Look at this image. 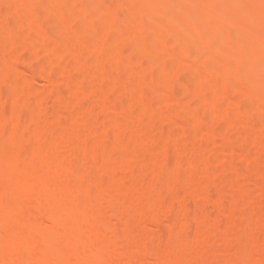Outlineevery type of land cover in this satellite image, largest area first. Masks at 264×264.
<instances>
[{
	"label": "rangeland",
	"instance_id": "rangeland-1",
	"mask_svg": "<svg viewBox=\"0 0 264 264\" xmlns=\"http://www.w3.org/2000/svg\"><path fill=\"white\" fill-rule=\"evenodd\" d=\"M18 1L21 0H8V1L0 0V42L1 44L4 43L6 47L8 46L10 41L16 40L18 42L27 43V44L29 42L30 45L32 44V46H34L33 47L34 50L33 51L28 50L22 52L18 56L15 55L17 57H14L16 58L14 59L12 57L15 54L12 53L13 51L9 53L11 55L7 54V56H5L6 52H4L3 50L10 52V49L8 50L6 47L5 48L2 47L3 49L0 48V53H1L0 63L3 64L4 62H6L5 64H3L4 66L2 65V69L4 70L2 71L0 70L1 71L0 78L1 77L4 78L5 76L9 77L10 75L8 68H6L5 65L7 66L19 65L17 67L21 70V73L24 74V76H22L21 83H23V79H24V83L26 81L32 87V89L36 91V94L27 100L28 105L23 108L22 114L17 117L16 123L13 125L15 130H17L19 133L26 131L33 132L32 130L35 131L34 129L35 126H33V123L31 124V120L29 116L30 117L33 116L30 114L32 113L35 114L38 111L37 108L41 110V108H44L46 105V101H41L40 99L42 97L44 99V96L41 95L42 97H39V94L43 93V95L44 94L47 95L48 92V94L52 93L54 95L57 93L56 95H58V97L60 95L61 97L72 96L75 99L76 98L82 99V97L84 96L82 95L83 91H85V93L92 92L93 90L91 89V85L95 86L97 83H99L98 81L103 80L108 84V91L105 94H103L102 96L96 95L95 97L97 98H95L93 101L88 100V102L87 103L84 102L85 104L83 105L81 103H80L81 105L77 103L80 102L79 99H78L79 101H75L76 102L75 106L78 107V111H79L78 113H80V110L81 113L84 110H86L84 111L85 115L81 114L82 116H80V114L76 112L77 111L76 109H75L76 111L67 109L66 107L69 105L68 103L65 104L66 102L64 103L65 105H63V107L66 106L65 109L62 107L64 110L62 109L58 110L59 109L58 106L55 107L54 106L55 104L52 106V103L50 104V107L52 106L51 108L48 105L50 111L51 109L53 110L52 116L58 114V113L54 114L55 111L57 110L59 114L61 112L62 114H64V116L66 115L68 119L74 121V123H72L73 124L72 126L75 130H78L80 127L86 125L90 127V130L92 132L95 131L94 137H97L101 133H105L109 137L110 139V143L108 142L109 143L108 145H110L109 146L110 148L108 147L109 151L98 156L97 161L99 162V164L106 166L107 168H112L114 164L116 165L117 162H119L122 159L123 160L125 159L126 161L127 158L129 157H130L129 159H131L133 156L142 157L146 153L148 154V152L151 153L153 151L152 149L155 148H163L170 156L173 157L174 155H176L175 153L177 150L179 152L182 148L188 146L193 147V145L194 146L202 145L206 148L205 152L202 155H200L195 160H191L189 157L184 160L186 167L189 169V174L186 173L182 175H177L174 178L172 177L168 179V181L164 180L161 183L160 182L157 184L155 183L153 184L152 188L148 190L149 194L153 193L152 191H158L157 194H159L160 190L162 192L166 190L163 192V194H167L168 190L169 193H172L171 192L172 190H174L173 192H176L177 188L175 187L178 186L177 190H179L181 186L187 183L188 175H191L192 177L200 181L199 183L200 186L196 190H191V194L189 198L180 199L179 201L177 200V202L172 203V205H170L171 204L170 203L169 204L170 207L167 208L165 207L164 209H161L163 211L160 213V218L161 219L169 218L172 221V224H175L176 222H179L178 219L181 217L180 216L181 214L183 213L185 214L187 213V211L189 212L190 210L189 208L194 207L193 204H195L196 207V204L199 201L202 202L204 199H207L206 197L213 195V203H214L213 210L208 212L205 216L193 221V225L197 229L202 230L206 228L209 229V227L212 228L213 225H215V223L218 220H223L224 224L221 227V234L225 238L233 239L238 233L246 237L251 235H264V216L261 217V214H263L264 212L263 191H261L262 192L261 194L260 191L259 192L257 191L254 192V190L248 191L249 189L248 188L247 193L250 194L249 196L246 192H244L243 194L238 192V190H240L241 188L242 191L240 190V192H243L244 190L246 191V189L244 188H246L245 186H247L246 184H248L247 183L248 181L251 182L252 180L253 182L254 180L258 181L256 179H262V178L264 179V72H262V70L260 69V67L261 66L263 67L264 65V0H209V1L208 0L205 1L173 0L172 2L174 4L171 3L169 7L162 6V4L160 3L161 0H150L149 3H145V4H140L141 0H133V1L131 0V2L138 1L139 3L138 4L139 9H137L138 11L136 12H131V11L123 10L122 8H118L120 6L119 2L124 0H117V1L110 0L111 5L107 4L110 8L109 9L107 7L108 8L107 10L108 12H106L107 14L97 13L93 11V8L91 7L92 6L94 7V5H96V0H83L85 2L83 6L79 4V0H74V1L65 0L64 2H66V4L68 2L67 7L71 5L72 2H74V4L68 7L69 10L72 7L71 11L68 10V12L73 11V13H76L77 10L76 14L77 15L79 14L80 18L82 17V19H80L78 23H74L70 21V16L67 14H63L61 17L56 14H52V16L54 17L51 16V13H49L51 8L53 10L56 7V5L64 4L61 3L63 2L62 0H60L61 1L60 3H56V0H52L53 2H51L50 0L49 3L52 6V7L50 6V8L48 3L49 0L48 1L22 0L23 2L21 3ZM57 2H59V0H57ZM193 2L195 4L197 2L198 6L196 7V5ZM198 2L203 4L205 2V5L198 4ZM75 5H77V7L80 8L79 11ZM83 7L87 12L84 11ZM89 8L91 9L89 10ZM48 9H50L49 12ZM192 9L194 12L192 11ZM184 12H187L186 13L187 19L192 14L189 17L191 22L190 21L188 22L187 19H185L186 17L184 16L185 15ZM81 13L82 15L84 13V15L82 16ZM61 14L62 13H60V15ZM30 16L32 18H37V19L38 18L40 19V17L43 16V19L45 17V20H43L45 21V24L43 23L42 24L39 23V24H41L45 28L49 24L52 27L47 26V28L49 29H45L42 26H40L32 30H29V29H24V27L21 28L18 26L21 23V21L25 19L26 21H29L30 19H32ZM56 17L57 19H55ZM161 18H165V19H161ZM166 18H168L169 20L172 19L170 21H172L173 23L171 24L170 21L168 22V19ZM182 18H184V20ZM159 19H161L162 22H164V20L165 21L167 20L166 24L163 23V30L165 32L170 31L172 33L171 30L173 28L177 29L176 30L177 35H175L174 38V41L176 43L173 44L172 42H169L161 46L162 44H160L158 39L156 41V38L154 37V41H153L152 36L150 34H147L146 42L148 41L147 43L150 46H152L153 49V52L150 53L149 55L147 54L145 57L146 60H148L147 62L146 60H143L142 57L141 43L139 42L138 38L133 36L132 32L136 33L138 29H144V26H145V30H148L147 32H149L152 28H155L156 23L160 21ZM176 20L178 24L175 22ZM179 20L182 21L181 23L183 24H181ZM233 22H234V26L236 24L237 27H235L236 28L235 33L232 35V37L229 38V40H227L225 39L224 36V40L219 38L218 41L217 36H219L221 30L220 32L216 33L217 30L219 31L221 27L223 29V26L225 27V25L227 26L229 25V23L233 24ZM180 24L181 27L179 26ZM245 26L247 28L246 31L244 28ZM254 26H257L259 28L258 30L259 35L257 38L253 35ZM42 28L45 29L46 32L49 31L50 33H52V34H48L51 35L50 36L51 44L53 43L60 44L59 45L60 49L57 46L55 47V45L52 46L53 54L55 53L54 54L55 57L53 54L51 55L44 51L45 46L51 47V45L50 43H48L49 41L45 39L46 32ZM51 29L53 30V32ZM55 31L57 34L55 33ZM179 33L182 34L178 36ZM211 35H214V37L213 36L211 37ZM222 35L223 34L221 33L219 37H221ZM12 36L14 38H12ZM119 37H122L121 40L123 42L119 39ZM150 37L152 40H150ZM207 38H210L208 39L210 40L209 42L207 41ZM212 38L213 40H211ZM119 40H120L119 43L120 45L117 42ZM177 40L180 41L179 42L180 44L177 42ZM96 41L98 42V47H99L98 50L100 49L99 51H101V48L102 51H104V47H105V50L107 51L108 49L109 53H111L112 56L108 54L109 60L107 64H103V65L93 64L92 66L86 67L83 64L85 60L89 57V55H93L95 51H98L95 50V46H94ZM102 45L103 47H101ZM184 45L188 48H185ZM180 46H183L184 48H181ZM157 49L158 50L160 49L159 54ZM194 49H196L197 51L198 49L201 50L200 51L201 53L200 52L197 53L196 50ZM193 50L195 51V53H197L196 58H194L195 56H193L196 55L195 53H193ZM1 51L4 52L5 54H2ZM99 51L98 53L102 52ZM155 51H157V53ZM188 52L190 53L191 57L190 55H188L189 54ZM57 57L59 59H64V62L65 60L68 62L70 61V63L72 61L73 62V64L71 63L72 65L79 64L78 62L82 63L79 64V67L81 68V70L87 72L89 76L85 80L81 81L77 75H73L71 73L72 74V76L70 75L72 78L71 83L69 82V84L66 85L65 83L63 84L62 78L58 77L60 72H58L57 70L59 69L58 64L59 65L62 64L63 61L59 60ZM80 59L82 60V62ZM74 60L77 62H75ZM153 61L156 64L153 63L152 66L151 62ZM7 62H11V63L7 64ZM70 63H63V64H70ZM54 64L55 66L57 65V69L54 66ZM157 64L161 65V68L160 66H157ZM22 70L24 73L22 72ZM53 70L56 73L58 72V75L54 73ZM193 71L195 73L207 72V76L209 75V80L211 81L206 83L202 80L197 79L193 82L194 84L191 85L190 83L191 86L188 85L189 84L188 82L190 81L188 78L190 76L191 77L194 76L191 75ZM186 72L187 74L190 73L189 76L187 74L185 75ZM209 72L212 75H210ZM144 73L145 75L141 78H145V81L147 83L146 89L148 91L143 93V95L139 98L137 106L133 112L131 122L123 128L124 132L121 133L118 131H113L112 130L113 128L111 127L109 122L110 123L113 122L114 119H117V117H119L120 119L119 118L118 119L121 120L126 113L125 112L122 114L123 107H128V105L131 102V94L128 92L129 90L125 87L127 86V84L129 85L131 84V86H134L135 85L134 82L136 81L138 76L140 77V75ZM165 73L167 74L165 75ZM168 73H169V77H168ZM57 77H58V81H57ZM3 78L0 80V85L2 82L6 81V78L4 79ZM46 78L47 79L49 78V81L48 80L47 81L50 82V85L47 81H46L47 83L44 81V79ZM59 78L61 80H59ZM116 78L121 79V81L123 79L124 83L123 81L121 83H123L125 86L122 84V87L119 88L113 82ZM52 80H56L57 83L54 82L52 84L53 82ZM59 81L60 83L62 82L63 85L60 84ZM92 81L93 83H95L94 85L92 84ZM11 84H14V82L13 83L11 82ZM54 84L55 85L57 84L56 86L59 85V89ZM165 85H167V88L171 86L172 87L175 86L178 89H180L179 91H181L179 92V94L176 95L177 97L174 96L173 98L174 100L172 101L173 102L172 104L176 105L175 107L173 105H172L173 107L172 106L170 107L169 104L167 103V100L166 99L164 100L165 97L164 96L162 97L161 94H159L160 96L158 95L159 97H157L156 95L150 93L153 91V88L157 92L159 90L164 91V88L162 89V87L163 86L165 87ZM95 87L100 88V84H98V86ZM216 88H218L219 90ZM44 89L47 90L45 91ZM81 91L82 93H80ZM217 92H220V97L218 96ZM257 93H259L258 95L260 96L258 98H255L254 95ZM47 96L45 98H49ZM61 97L60 99L62 101ZM60 99H58V101ZM68 99L66 100L65 98V101L68 102ZM227 99L229 101V104ZM116 101L118 104H120V107H116V108L113 106L111 107V105H115ZM234 101L236 102L235 104L233 103ZM199 102L200 104L202 103V105H205L200 110H198L196 106L199 104ZM93 105H95V109H94L95 112L90 113L91 112L90 110L92 109L91 107H93ZM35 109L36 112H34ZM159 115L166 116L170 120L176 121L177 123L184 125L198 126L199 124H202V127L205 128V131H207L209 128L215 130L214 132H211V129L209 130L212 134H215V132L218 131L216 133L220 134V132H222L221 133L222 135L224 133V130H221V128L224 127L225 129L226 124L229 123L230 124L234 123L232 126H230L232 127V129H234L233 126L235 125V123L236 124L238 123V125H240L241 123L242 125H240V127L244 126L245 129L244 132L241 134L240 133L241 128L240 131L239 128H236L239 134L236 133L237 130H234V132L237 135L235 134L232 135L231 133L232 129H231L230 133H228L230 135H228L227 133L225 135L223 134V138L221 137L222 139L217 142H214L211 139L214 143H212V141L210 140L211 144L209 145L203 142V136L199 132H192L190 130H186L185 132L182 131V133H180L181 129H183L182 126L180 125L181 129L178 130L165 128L162 130L160 129L159 130L160 132H156V133L153 132L151 134L149 133L151 135V136L149 135L150 137H148L149 140L145 141V143H139L138 140L136 139V134L138 132L136 134L135 132L139 131V128H142L145 125L147 126L149 120L153 121V118ZM62 116L57 118H59L61 121H64L61 118ZM148 117L152 119H148ZM53 118H55V116ZM64 118L65 117H63V119ZM118 119L117 121H119ZM147 119L148 122L146 124L145 122L147 121ZM47 124H46V129L47 126L49 128L50 127L49 125H52V124H48V125ZM61 124H63V122H61ZM150 124L152 125V122H150ZM238 125L236 126L238 127ZM60 126L61 125H59V127ZM11 128L12 125L10 126V129ZM62 128H64L63 125ZM53 129H51V131L49 129V131L52 132ZM64 129L66 130V128ZM146 129L147 130L149 129V131L153 130L151 129L150 126L149 128ZM130 131H132L131 133L133 134H130L129 133ZM45 132L48 133L47 131ZM56 132H59V130L57 129ZM63 132L65 131H62L61 134L57 133V135L66 134V132L65 133ZM96 133L98 135H96ZM92 136L90 135V141L88 142L89 143L88 146H91L93 143V142L91 143V141L93 140L91 139ZM95 142L97 143L98 141L96 140ZM29 145L28 146L30 147V149L33 150L34 149L33 146H31V144ZM89 148L90 147L87 148V151L85 152L86 154L90 152ZM24 150L25 149L22 150L21 155L25 154L26 157H23V159L27 160L26 158H28L29 160L31 155H33L34 151L31 150L32 154L29 157V153H31V151L28 149L30 152L26 154L23 153ZM5 152L1 151L0 154H4ZM10 157L11 156H9V158ZM173 159L175 158L173 157ZM247 161L250 163L249 165L247 164L248 163ZM227 162L229 163L231 162L235 167L236 170L234 171L233 174L218 180L208 179V175H210V173L215 172L217 170V167ZM240 163L242 164V167L244 164V167L246 169L242 167L241 169L240 167L238 168V165H241ZM34 165L36 164H32L33 167ZM156 168L149 165L144 167L142 166L141 168V165H139L137 171L135 169V170H131V172H122V173L120 172L114 173L112 171H110L112 173H109V169H108L107 173L109 174H107L106 177L104 176L105 177L104 183L108 187L106 196L109 195V192H111V196L112 193H115L113 196H115L116 198L117 195H123L126 190L125 188L131 187L132 185H136L138 181H141L139 180L140 178L139 176H141L139 173L140 171L143 173V175L144 174L148 175L152 173L155 174L157 173ZM35 169L32 168L31 172L32 171L33 173L36 172ZM3 171L5 170H0V176H7V174ZM154 171L156 172L154 173ZM13 174L10 173L9 175H13ZM15 174L17 175L18 173L15 172ZM21 174L19 173V175ZM151 176L148 175L147 177L149 178ZM141 178L144 179L143 177ZM148 180L149 179H146L145 181L148 182ZM185 180L187 181L185 182ZM235 191H237L236 193H238L237 195H235L237 197L239 195H242L245 197L248 196L249 198L251 197L252 199L256 198L255 201L256 200L262 201L261 202L262 204L258 201L256 202L254 201L252 203L253 205L251 206L250 205L245 206L241 204L235 207L232 205V202L235 199L237 200V197L234 200L232 197L233 193L235 194ZM251 192H252V196H251ZM259 193L261 194V196L259 195ZM258 195L260 196V199L258 198ZM100 197L101 196H94V199H96V201H99ZM108 199L109 198L103 196L102 200L106 201ZM254 203L256 206L254 205ZM137 204L139 207L144 206L146 205V201H142V199H139L137 200ZM131 206L132 204L128 205L129 208ZM260 206L262 207V209L260 208ZM259 210H261V214ZM116 215L117 214H115V216ZM178 216L180 217L177 219L176 217ZM152 225L155 226L154 224ZM152 225L150 227L151 229L149 228V231L154 229V233H155V227H153ZM137 227H139L140 229V226L137 225L136 228ZM136 228L134 230L138 231V228L137 229ZM29 230H32V228H30ZM128 230L124 228L120 229V231L117 230L118 231L117 237L119 239L121 238L120 241L123 243L125 241L134 240L133 238H136L137 233L140 232V231H138L137 233L133 232L134 234L136 233L135 236L132 233V231L129 232ZM140 230L142 234L138 233V235H143L145 233L144 230L143 231L142 229ZM55 231L56 230L53 229V233L51 232L52 233L51 235H54ZM177 233L179 234V231L178 229H174V227L173 229L168 230V232L163 235L164 237L158 240L159 251L168 250L170 244L172 245L171 243L172 240L173 242L175 241ZM48 234L49 233H47V235ZM56 234H58V232ZM51 235L49 234V236ZM231 242H233L234 244L230 243L229 241L224 245L215 246L213 248V252L216 254H220L221 257H225V258L227 257L229 260L227 264H230L232 258H236L235 255H237L239 251L243 252V250L241 249H245L244 247H246V249L244 250L245 253L243 252L244 254H242L244 256H247L245 260H247L248 258L251 264H256V261L253 260L252 262V260H250L255 256L256 257L255 259L259 258L260 263L264 264V244H261L258 247V251H259V252L257 251L258 253L255 254L252 253L253 256L249 257L250 251L248 250L247 241H245L246 243L244 242L243 244L242 243L239 244V242L236 243V241H231ZM203 246L204 245L202 243H197L193 250L185 252L175 257L173 262L177 261L179 264H193V263L197 264L199 262L200 256L203 254L201 252L204 249ZM236 246L238 248V251ZM240 254H238L237 256L238 257L242 256ZM236 260L233 259V262L231 263L236 264L237 263ZM196 261L197 263H195ZM143 262L144 263L142 264H145V262L147 261L144 260Z\"/></svg>",
	"mask_w": 264,
	"mask_h": 264
},
{
	"label": "bare ground",
	"instance_id": "bare-ground-1",
	"mask_svg": "<svg viewBox=\"0 0 264 264\" xmlns=\"http://www.w3.org/2000/svg\"><path fill=\"white\" fill-rule=\"evenodd\" d=\"M62 1L63 2H61L59 0V2H57V0H56V3L61 2L64 4H58V5H56V7L53 10H52V8H51V10L48 9V12L50 10L49 13H51V16H52V14H56L60 17L63 14H67L70 16V21H72L74 23H78L80 21V19H82V17L80 18L79 14L78 15L76 14L77 10H76V13H73V11L68 12V10H69L68 7L71 6L72 4H74V2H72L74 0L71 1L72 4L69 5L68 7H67L68 2L66 4V2H64L65 0H62ZM172 1L173 0H161L160 3L164 7H166V6L169 7L170 4L173 3ZM191 1H193V0H191ZM202 1H205V0H202ZM18 2L21 3L23 1L21 0ZM49 2H50V0L48 1V3ZM51 2H53V1L51 0ZM149 2H150V0H141L140 4H145V3H149ZM25 3H26V1H25ZM77 3H78V1H77ZM79 4L83 6L85 4V2L83 0H79ZM107 4H110V0H96V5H94V7L92 6L91 8H93V11H95L97 13H106V12H108L107 10L109 8V6ZM119 4H120V6L118 8H122L123 10H127V11L136 12V11H138L137 9H139L138 8L139 7L138 1L137 2L136 1L131 2V0H128V1L124 0V1H120ZM198 4L202 5L203 3L198 2ZM195 5H196V7L198 6L197 2ZM201 5H199V6H201ZM203 5H205V2ZM50 6L51 5L49 3V8H50ZM75 6L77 7V5H75ZM111 7H114V6H111ZM73 8H75V7H73ZM83 8H82V10H83ZM91 8H89V10ZM71 9H72V7H71ZM71 9L69 11H71ZM79 9L80 8H78V11H79ZM86 9H87V7H86ZM122 9H120V10H122ZM112 10H113V8H112ZM84 11H86L85 8H84ZM192 11H193V9H192ZM86 12H85V14H86ZM187 12H184L185 17L187 16L186 15ZM60 13H62V14L60 15ZM114 13H115V11H114ZM81 15H82V13H81ZM83 15H84V13H83ZM107 16H109V15H107ZM52 17H54V16H52ZM57 17L55 19H57ZM189 17H188L189 20L187 19V17L185 19H187L188 22L189 21L191 22ZM161 19H165V18H161ZM161 19H159L160 21L156 23L155 28L150 27L152 29L149 32H147L148 30H145V26H144V29H138L136 31V33L132 32L133 36L138 38L139 42L141 43V52H142L143 60H146L145 57L147 54L149 55L150 53L153 52L152 46H150L147 43L148 41L146 42V38H147L146 35L147 34H150L152 36L153 41H154V37L156 38V41L158 39L160 44H162L161 46H163L164 44L169 43V42H172L173 44L176 43L174 41V38H175V35H177L176 34L177 29L171 28L172 33L170 31H169L170 33L165 32L163 30V23L166 24L167 20L166 21L164 20V22H162ZM166 19H168V18H166ZM182 19L184 20V18H182ZM43 20H45V17L43 19V16L40 17V19L39 18L38 19L32 18L29 21H26V19L23 21L19 20V21H21V23L20 24L18 23L19 24L18 26L21 28L24 27V29L32 30L36 27L42 26L41 25L42 23L45 24V21H43ZM170 20H172V19H170ZM170 20L168 19V22ZM46 21H47V19H46ZM175 22L178 24L177 20ZM181 22L182 21H180V23ZM39 23H41V24H39ZM170 23L172 24L173 22L170 21ZM181 24H183V23H181ZM181 24L179 25L180 27H181ZM47 26H51V25L49 24ZM47 26H46V28L44 26H42V27L45 29H49V28H47ZM56 26H57V24H56ZM235 27H237V26H236V24L234 26V22H233V24L229 23V25H227V26L225 25V27L223 26V29L221 27L219 29V31L217 30L216 33L220 32V30H221L219 36L222 33L223 37L222 36L219 37L216 35L218 37L217 40L219 41V38L224 40V36H225V39L229 40V38H231L232 35L235 33V29H236ZM242 27H243V25H242ZM244 28L246 31V29H247L246 26ZM254 28H253V30H254L253 35L257 38L259 35L258 34L259 28L257 26H254ZM45 29H43V30L46 32ZM211 31H213V30H211ZM215 31H216V29H215ZM8 32H11V31H8ZM48 32L49 31H47L45 33V36H46L45 39L49 41V42L47 41L48 43H50L51 42L50 41L51 35H48V34H52V33H50V32L48 33ZM52 32H53V30H52ZM55 33H56V31H55ZM210 33H212V32H210ZM181 34L179 33L178 36H180ZM250 34H251V32H250ZM9 36H11V35H9ZM212 36L214 37V35H211V37ZM12 38H14V37L12 36ZM43 38H44V36H43ZM183 38H184V36H183ZM15 39H17V38H15ZM15 39H13V40H15ZM119 39L121 40L122 37H119ZM148 39H149V37H148ZM208 39H210V38H207V41L209 42L210 40H208ZM41 40H43V39H41ZM46 40H45V43H46ZM120 40L117 41L118 44L120 43ZM150 40H152L151 37H150ZM178 40H179V38H178ZM178 40H177V42L179 43L180 41H178ZM211 40H213V38ZM184 42H185V39H184ZM224 42H226V41H224ZM3 44L4 43L1 44V42H0V48L6 47V45L5 44L3 45ZM57 44L58 43H55V44L50 43L51 47L45 46L44 51L46 53H49L52 55L53 54L52 46L55 45V47L56 46L59 47L60 44H58V45ZM222 44H223V42H222ZM40 46H42V45H40ZM94 46H95V50H98L99 47H98L97 41L94 44ZM33 47L34 46H32V44L30 45L29 42L27 44V43L18 42L15 40V41H10V43L6 47L8 50L10 49V52L5 51V50H3V51L6 52L5 56H7V54L11 55L9 53H11L13 51L12 53L13 54L15 53V54L12 57L14 58V57H17L22 52H25L28 50L33 51L34 50ZM55 47H53V48H55ZM101 47H103V45ZM180 47L181 48H184V47L188 48L185 45H184V47L183 46H180ZM59 49H60V47H59ZM159 50H158V54H159ZM194 50H196V49H194ZM194 50H193V53H195ZM98 51H95V53L93 55H89L88 58L86 57L87 59L83 63L86 67L92 66L93 64L94 65H96V64L103 65V64L108 63V60H109L108 56L111 55V53H109L108 49L106 51L105 47H104V51H102V48H101L102 52L99 51L101 53H98ZM185 51H186V49H185ZM200 51L201 50H199V49H198V51L196 50L197 53ZM4 52H2V54H5ZM155 52L157 53V51H155ZM197 53H195L196 55L192 54L193 56H195L194 58L197 57ZM15 55H17V56H15ZM56 55H57V53H56ZM188 55H190V53ZM54 57H55V55H54ZM190 57H191V55H190ZM8 58H9V56H8ZM148 58H149V56H148ZM14 59H16V58H14ZM59 60H62L63 63H70V61L68 62L66 60L64 62V59H59ZM146 61L148 62V60H146ZM154 61L151 62L152 66H153V63H155ZM75 62H77V61H75ZM81 62H82V60H81ZM5 63L6 62H4L3 64H5ZM8 63H11V62H7V64ZM63 63L60 64L61 66L58 64L59 69H57V65L55 66V64H54V66L56 67L58 72H60L59 75H58V72L56 73L53 70L54 73H56L58 75V77L62 78L63 84L65 83V85H66V84H69V82L71 83L72 74L77 75L81 81L85 80L89 76V74L87 72H85L84 70H81V68L79 67V64H82V63L78 62L79 64H75V65H72L73 64L72 61H71L72 64L71 63L70 64H63ZM3 64L0 63V66H1L0 70L1 71L4 70V69H2ZM17 66H19V65H16V66L15 65L14 66L5 65V67L8 68V71L10 72V75H9L10 78L5 76L4 78L7 77L6 81L2 82L0 85L1 86L0 87V152L6 151L5 152L6 154L5 153L0 154V159L4 155L2 157V159L0 160V166H1L0 170H5L3 172H5L7 174V176H0V264H142V263H144L143 262L144 260L147 261V262H145V264H147L148 261H149L148 264H179L177 261L173 262L174 258L185 253V252L193 250L197 243H202L204 245L203 246L204 249L201 251L203 254L200 252L202 255L200 254L201 256H200L199 262L197 263V261H196L195 263H197V264H227L229 261L228 258L227 257L226 258L221 257L220 254L214 253L213 248L215 246L224 245L229 241H230V243H233L231 241H236V243L239 242V244H241V243L243 244L245 241H247L248 250L250 251L249 257H251V256H253V254L259 252L258 247L261 244H264V235H251V236L246 237V236L240 235L238 233L233 239L225 238L221 234V227L224 224L223 220H218L215 223V225H213L212 228L209 227V229L206 228V229L200 230V229H197L193 225L194 220L205 216L208 212L213 210V208H214L213 195L206 197L207 199H204L202 202H200V201L198 203L195 202V203H197L196 207H195V204H193L194 207H192V208L190 207L189 212L187 211V213L181 214L180 215L181 217L180 216L176 217L177 219L179 217L180 218L178 219L179 222H176L175 224H172V221L169 218H162V219L160 218V213L163 211L161 209H164L165 207L166 208L170 207V205H172V203H176L177 200L179 201L180 199L189 198V196L191 194V190H196L200 186V184H199L200 181L197 180L196 178L192 177L191 175H188V177H187L188 181L185 180V182L187 181V183L183 182L185 184L183 186H181L182 185L181 184L180 185L181 188L179 186V188H180L179 190H177L178 186L175 187V188H177L176 192H173L174 190L170 189V190H172L171 191L172 193H169V190L167 189L168 190L167 194H163V192L166 190H164L163 192L160 190L159 194H157L158 191H152L153 193L149 194L148 190L151 189L153 184H155V183L156 184L159 182L161 183L164 180L168 181V179H170L172 177L174 178L177 175H182V174H186V173L189 174V169L186 167L184 160L187 159L188 157L191 160L197 159L200 155H202L205 152L206 148L204 146H202V145H195L194 146L193 145V147L188 146V147L182 148L179 152L177 150L175 153L176 155L173 156L175 159H173V157L170 156L166 152L165 149L155 148V149H152L153 151L151 150L152 151L151 153L148 152V154L146 153L142 157L133 156L131 159H129L130 157L127 158L126 161H125V159L124 160L122 159L119 162H117L116 165L114 164V166H112V168H107L106 166L99 164V162L97 161L98 156L109 151V148H110L109 147L110 145H108L110 143V139L105 133H101L99 135L96 133V135H98V136L94 137L95 131H93L94 132L93 133L90 130V127L86 126V125L80 127L78 130H75L72 126L73 125L72 123H74V121H71V119H68L67 116L66 115L64 116V114H62L61 112L59 114V112L56 110V108H55V110H56L55 113L54 112L53 113L54 114L58 113L57 114L58 116L57 115L52 116L53 110L51 109V111H50V108L54 104H55L54 105L55 107L58 106V108H59L58 110H61V109L64 110L66 106L63 107V105L68 103L69 106H67L66 108L71 109V110L76 109L77 111L76 110L75 111L78 113L79 111H78V107L75 106V103H76L75 101L80 100V102H77V103L79 105H81V104L83 105V104H85L84 102L87 103L88 100L93 101L95 98H97V97H95L96 95L102 96L103 94H105L108 91V84L105 81H103V80L98 81L99 83H97L95 85V86H98V84H100V88L91 85V89L93 91L90 92L91 91L90 90L89 91L90 93H88V92L85 93V91H83V93H84L83 94L81 91L80 93H82V95H84L82 97L83 100L81 98H78L79 100L76 98L77 99L76 100L72 96H69V97H63L62 96L61 97L59 95V97H58V95H56L57 93L53 95L52 93L48 94V92H47L48 96L45 94L43 95V93L39 94V97L44 96L45 100L43 99V97L40 99H41V101H46V105L44 108H41V110H39V108H37L38 109L37 112L35 109L34 112H36V113L30 114V115H33L31 117L29 116V118L31 120V124L33 123V126H35V128H34L35 131L32 130L33 132L26 131V132H20L19 133L17 130H15L13 125L16 123L17 117L22 114L23 108L28 105L27 100L36 94V91H34L32 89V87L26 81L24 83V79H23V83H21V79H22V76H24V74L21 73V70ZM157 66H160V68H161V65L157 64ZM82 68H83V66H82ZM260 69L262 70V72H264V65H263V67L261 66ZM175 71H178V70H175ZM187 71H188V69H187ZM22 72H23V70H22ZM166 72H168V71H166ZM172 72H174V71H172ZM193 72L191 75H194V76H192V77L190 76L191 78L190 77L188 78L190 81L187 80V81H189L188 85H190V83H191V85L194 84L193 82L197 79L202 80L206 83L211 81V80H209V75L207 76V72L206 73L205 72H201V73H195L194 72L193 73ZM85 74H86V76H85ZM166 74L167 73H165V75ZM186 74H187V72L185 73V75ZM189 74L190 73H188L187 75L189 76ZM209 74L212 75L210 72H209ZM19 75H21V76H19ZM144 75H145V73L141 74L140 77L138 76V78L134 82L135 83L134 86H131V84L130 85L127 84V86L125 87L129 90L128 92L131 94V102L128 105V107H123L122 114L125 112L126 113H125V116L121 120H119L120 118L117 117V119L119 118L118 119L119 121H117V119H114L113 122H111V123L109 122V124L113 128L112 129L113 131H118V132L123 133L124 132L123 128L131 122L132 115H133V112L137 106L139 98L143 95V93L148 91L146 89L147 83L145 81V78H141ZM170 76H172V75H170ZM58 77H57V81H58ZM168 77H169V73H168ZM210 77H212V76H210ZM2 78L3 77H1L0 80ZM60 78H59V80H61ZM113 78H114V76H113ZM118 78H119V76H118ZM118 78H116L115 80L113 79L114 80L113 82L120 88V87H122V84L124 83V81L122 79L123 83H121L122 82L121 79H118ZM47 80L49 81V78L44 79L45 82ZM52 81H53L52 84L54 82L57 83L56 80H52ZM11 82L12 83L14 82V84H11ZM62 82L60 83V81H59L60 84H62ZM66 82H68V83H66ZM94 82H96V81H94ZM48 83L50 85V82H48ZM132 83H133V81H132ZM92 84L94 85L95 83H93V81H92ZM186 84H187V82H186ZM170 85H171V82H170ZM170 85H168V86H170ZM56 87H58V89H59V85ZM163 88H164V91L159 90L158 92L156 90H154V88H153V91L150 93L156 95L157 97H159L160 96L159 94H161L162 97L163 96L165 97L164 100L166 99L167 103L171 107L173 105L172 101L174 100L173 99L174 96L179 94V92H181V91H179L180 89H178L175 86H173V87L171 86V87L167 88V85H165V87L163 86L162 89ZM216 89H218V88H216ZM257 89H258V87H257ZM257 89H255V90H257ZM217 94L220 97V92H217ZM258 94L259 93L254 95L255 98H258L260 96ZM46 96L49 98H45ZM225 96H226V94H225ZM60 97L62 98V101H61ZM65 98H66V100L69 98L68 102L65 101ZM58 99H60V100L58 101ZM227 101H228V99H227ZM51 103H52V106L50 107ZM233 103L235 104L236 102L234 101ZM61 104H62V106H61ZM228 104H229V101H228ZM48 105L50 108L48 107ZM89 105H91V104H89ZM112 106L116 108V107H120V104H118L116 101L115 105H111V107ZM173 106L175 107L176 105H173ZM196 106H197V109L200 110L205 105H202V103L200 104V102H199V104ZM91 108L92 109L90 110L91 111L90 113H94L95 112V110H94L95 105H93V107H91ZM84 111H86V110H84ZM84 111L81 113V110H80V113H78V114H80V116H82L81 114H84ZM59 115L60 116L63 115L61 118L64 121H61L59 118H57V117H60ZM54 116L56 119L53 118ZM63 117H65L66 119L65 118L63 119ZM149 117H148V119H152ZM148 119L145 122L146 124L148 122ZM61 122H63V124H61ZM150 122H152V125L150 124ZM47 123L52 124V125H49L51 128L50 127L48 128V126H47V129H46ZM229 124H226L225 129H224V127L221 128V130H224V133H223L224 135L226 133L227 134L230 133V130L232 129V127H230V126H232L234 123L233 124L231 123L230 125ZM11 125H12V128L10 129ZM57 125H58V128H57ZM59 125H61V126L59 127ZM62 125L64 128H66V130L64 128H62ZM148 125L151 127V129H153L152 131H149V129L148 130L146 129V128H149ZM148 125L147 126L145 125L146 128L144 126L142 128H139V131L135 132V134L138 132L136 134V139L138 140L139 143H145V141L149 140L148 137L151 136L150 135L151 133L160 132L159 131L160 129L162 130L165 128H170L173 130H175V129L178 130V129H181V126L183 129H181L180 133H182V131L185 132L186 130H190L192 132H199L203 136V142L207 143L209 145L211 144L210 142L212 140L214 142H217L223 138V134L221 135L222 132H220V134H219V133H216V132H218V131H216L215 134H212L211 132H214L215 130H212L211 128H209L208 130L206 129L207 131H205V128L202 127V124H199L198 125L199 127L193 126V125L192 126L184 125V124L177 123L176 121L170 120L166 116H162V115L156 116L155 118H153V121L149 120ZM236 125H238V123L237 124L235 123V125L233 126V128H234V129H232L233 132H234V130H237L236 128H239V131L241 128L240 133L242 134L244 132L245 127L244 126L240 127V125H242L241 123H240V125H238V127ZM42 127L44 128V130ZM203 128H204V130H203ZM49 129H50V131H51V129H53L54 131L52 130V132H50ZM57 129L59 130V132H56ZM210 129H211V132L209 131ZM232 130H231L232 135L233 134L237 135L236 133H238V130L236 131V133L235 132L233 133ZM45 131H47L48 133H46ZM60 131L61 132L65 131L66 134L60 135L61 134ZM65 132H63V133H65ZM131 132L132 131H130L129 133L133 134ZM57 133H60V134L57 135ZM90 135L91 136L93 135L92 136L93 138L91 137V139L98 141L97 143L93 140L91 141V143L92 142L94 143V145L92 143L93 148H92L91 144H90L91 146H88V144H89L88 142L90 141ZM228 135H230V134H228ZM18 137H19V139H18ZM213 141H212V143H214ZM9 143H12V144H9ZM33 143H34V145H33ZM29 144H31V146H33V148H34L33 150L30 149ZM80 144H82L83 146ZM26 147L30 151L31 150L34 151L33 155H31L32 151H31V153H29L30 151ZM88 147H90L89 148L90 152L86 154L85 152L87 151ZM23 149L26 150V152L24 150L23 153H26V154L29 153V157L31 155L32 159H31V157L29 160H28V158H26L27 160L23 159V157H26L25 154H22L23 156L21 155ZM177 152H178V154H177ZM6 155H8V156H6ZM9 156H11V157L9 158ZM3 158H5V159H3ZM94 160H95V163H94ZM31 162H33V163H31ZM230 163L227 162V163H224L223 165L217 167V170L216 171L214 170L215 172L210 173V175H208V179L218 180V179H222L226 176L233 174L236 169L233 166V164L232 163L230 164ZM32 164H36V165H34V167H33ZM247 164L249 165L250 163L248 162ZM139 165H141V168H142V166L144 167L147 165L153 166L155 168L157 167L156 168L157 173H155L156 171H154L155 174H153V173L148 174L149 176L152 175L151 177L148 178L147 177L148 175H145V174L143 175V173L140 171L139 173L141 176H139L140 177L139 180H141V181H138L136 183V185H132L131 187L126 186L128 188H125L126 190H125V193L123 195H117L116 194L117 195V198H116L115 196H113L115 193H112V196H111V192L108 191L109 195L111 197L109 195H108L109 197L106 196L108 187L104 183V178L106 177L107 174L112 173V172H114V173H116V172L117 173L118 172H120V173L131 172V170H135V169L137 171V168L139 167ZM35 166H37V167H35ZM109 167H111V166H109ZM239 167L241 169L242 164L238 165V168ZM246 167H248V166H246ZM32 168H34V169L36 168L35 169L36 172H34V173H33V171L31 172ZM242 168L246 169L244 167V164H243ZM105 169H106V171H105ZM108 169H109V173H107ZM110 171H112V172H110ZM13 172H14V174H13ZM15 172L18 174L16 175ZM21 172H22V174H21ZM10 173L13 175H9ZM19 173L21 175H19ZM30 173H32V174H30ZM141 177H143L144 179H142ZM146 179H149L148 182L145 181ZM256 180H258V181L254 180L252 182V180H251V182H249L247 180L248 184H246V183L245 184L248 187L245 186L246 188H244V189H246V191L244 190L243 192H240V190L242 191V188H241L240 190H238V192L243 194L244 192L247 193L248 191L254 190V192L255 191H257V192L263 191V193H264V179L262 178V179H256ZM261 181H262V184H261ZM243 185H244V183H243ZM247 189H248V191H247ZM257 189H260V190H257ZM236 192L237 191H235V194L233 193V196H232L233 200L237 197V196H235L238 194ZM261 194H262V192H261ZM261 194L259 193L260 196H261ZM249 195L250 194H248V196ZM259 195H258V198L260 199ZM94 196H101L100 200L96 201V199H94ZM103 196H105L106 198H109V199L104 201V200H102ZM248 196L245 197V196L239 195L237 197V200L235 199L232 202V205L235 207L239 206L241 204L245 205V206L246 205H250V206L253 205L252 203L255 201L256 198L252 199L251 197L249 198ZM251 196H252V192H251ZM114 197H115V199H114ZM139 199H142V201H146V205L139 207L137 204V200H139ZM263 199H264V197H263ZM263 199H261V200H263ZM256 201H258L260 203L262 202L259 200H256ZM131 204H132V206L129 208L128 205H131ZM133 204H134V206H133ZM254 205H255V203H254ZM257 208H259V207H257ZM260 208L262 209L261 206H260ZM263 210H264V206H263ZM257 211H258V209H257ZM259 211L261 214V210H259ZM115 214H117V215L115 216ZM118 215H120V216H118ZM263 216H264V212H263V214H261V217H263ZM136 224L138 226H140V229H142V231L144 230L145 233L143 235H138V233L142 234L139 227H137V228H138V231H140V232L134 230L137 226ZM152 224H154L155 226H153ZM151 225L153 227H155V233H154V229L149 231V228L151 227ZM120 227H122V228H120ZM173 227H174V229H178V231H179V234L178 233H177L178 235L176 234L175 241L174 242H173V240H172V242L170 241L172 243V245L170 244V247H168V250L159 251L158 240L160 238L164 237L163 235L165 233H167L168 230L173 229ZM30 228H32V230H29ZM119 228L120 229L124 228L127 230L129 229L128 231L129 232L132 231V233L138 232L137 233L138 237L136 236V233L135 234L133 233L136 236V238H133L134 240H132V241L129 240V241H125L123 243L120 241L121 238L119 239L117 237V233H118V231H120ZM53 229H55L58 232V234H56L57 232L55 231L54 235H51L53 233ZM46 232L49 233L51 236H49V234L47 235ZM245 246H247V245H245ZM236 248H237V246H236ZM244 248L246 249V247H244ZM245 249H241V250H243V252L245 253V251H244ZM237 251H238V248H237ZM243 252L239 251L238 254L241 253L240 255H242V254H244ZM237 255H235L236 258L231 257L232 258L231 262H233V259H235V260L237 259L236 264H251V262H249L248 258H247L248 261L245 260L247 256H244V255L240 256L239 255L240 257H238ZM255 258L256 257L254 256L250 260H252V262H253V260L256 261V264H261L259 258L258 257H257L258 259H255ZM231 262H230V264H235V263H231Z\"/></svg>",
	"mask_w": 264,
	"mask_h": 264
}]
</instances>
